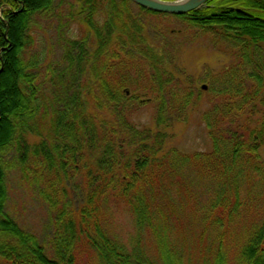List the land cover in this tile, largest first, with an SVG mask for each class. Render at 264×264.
<instances>
[{
    "label": "trees",
    "instance_id": "16d2710c",
    "mask_svg": "<svg viewBox=\"0 0 264 264\" xmlns=\"http://www.w3.org/2000/svg\"><path fill=\"white\" fill-rule=\"evenodd\" d=\"M128 3L0 0V264H264V0L173 15L233 57L202 115L211 148L191 153L168 142L192 90ZM35 17L55 25L59 57L29 50ZM149 102L150 123L135 125L134 105ZM14 167L47 209L48 247L6 211Z\"/></svg>",
    "mask_w": 264,
    "mask_h": 264
},
{
    "label": "rangeland",
    "instance_id": "374dc122",
    "mask_svg": "<svg viewBox=\"0 0 264 264\" xmlns=\"http://www.w3.org/2000/svg\"><path fill=\"white\" fill-rule=\"evenodd\" d=\"M125 9L136 15L137 20L145 28L146 34H149L150 41L154 42L153 44L156 45V41L160 39L168 42V49L172 53L170 56L173 57V67L181 82V90L185 88L192 90L191 103L183 113L184 117L174 121L169 129L171 137L168 146L186 153L208 151L211 148V141L202 115L213 101L211 83L220 76H224L225 68L228 69L232 63L233 57L227 51V43L217 40L214 42L218 44L216 46L211 41V35L187 24L182 17L151 14L132 3H128ZM102 19L103 17H100L98 21L101 22ZM53 26L55 25L52 22L49 24L44 18L32 19L30 31L32 43L29 48L31 52L39 51L43 56L50 54V56L59 57L60 47L53 33ZM85 31L83 24H73L69 33L73 38H80ZM137 86L133 83L131 88L135 89ZM131 88L125 89L127 94L132 92ZM144 98L146 97L141 94L138 101ZM262 106L257 108L258 116L264 110ZM134 107L135 110L130 116L131 122L138 126H147L154 111L153 103H142L141 106L134 105ZM30 138L36 139L32 136ZM260 154L264 158V142ZM10 155H7L9 160ZM4 181L8 190L7 213L25 229L36 233L48 247L51 228L46 207L36 192L23 181L17 168L7 170ZM119 213L114 215L113 229L118 236L126 239L133 233L132 222L125 212L119 211ZM87 258L84 256L80 264H88Z\"/></svg>",
    "mask_w": 264,
    "mask_h": 264
},
{
    "label": "water",
    "instance_id": "95a60500",
    "mask_svg": "<svg viewBox=\"0 0 264 264\" xmlns=\"http://www.w3.org/2000/svg\"><path fill=\"white\" fill-rule=\"evenodd\" d=\"M135 4L144 7L146 9L174 14V15H182L191 10L199 8L205 0H131ZM6 35V32H5ZM1 70V68H0ZM205 86H203L204 88Z\"/></svg>",
    "mask_w": 264,
    "mask_h": 264
},
{
    "label": "flooded vegetation",
    "instance_id": "af4514ba",
    "mask_svg": "<svg viewBox=\"0 0 264 264\" xmlns=\"http://www.w3.org/2000/svg\"><path fill=\"white\" fill-rule=\"evenodd\" d=\"M194 10H195V9H194ZM185 14H186V15H185ZM185 14H183V15H185L186 18L191 19V18H194V15H195L196 13L193 12V11L191 10V11L185 13Z\"/></svg>",
    "mask_w": 264,
    "mask_h": 264
}]
</instances>
